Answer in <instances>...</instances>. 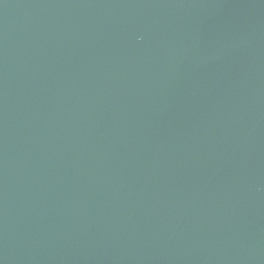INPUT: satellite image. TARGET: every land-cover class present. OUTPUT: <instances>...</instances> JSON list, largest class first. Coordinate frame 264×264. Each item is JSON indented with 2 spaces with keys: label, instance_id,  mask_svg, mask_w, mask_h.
<instances>
[{
  "label": "water",
  "instance_id": "95a60500",
  "mask_svg": "<svg viewBox=\"0 0 264 264\" xmlns=\"http://www.w3.org/2000/svg\"><path fill=\"white\" fill-rule=\"evenodd\" d=\"M0 264H264V0H0Z\"/></svg>",
  "mask_w": 264,
  "mask_h": 264
}]
</instances>
